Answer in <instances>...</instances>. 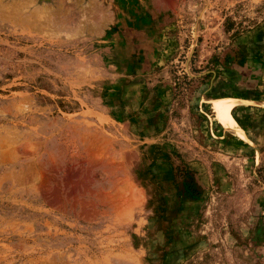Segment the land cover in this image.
<instances>
[{
	"label": "rangeland",
	"instance_id": "374dc122",
	"mask_svg": "<svg viewBox=\"0 0 264 264\" xmlns=\"http://www.w3.org/2000/svg\"><path fill=\"white\" fill-rule=\"evenodd\" d=\"M213 98L264 102V0H0V264H264V107Z\"/></svg>",
	"mask_w": 264,
	"mask_h": 264
},
{
	"label": "bare ground",
	"instance_id": "6f19581e",
	"mask_svg": "<svg viewBox=\"0 0 264 264\" xmlns=\"http://www.w3.org/2000/svg\"><path fill=\"white\" fill-rule=\"evenodd\" d=\"M210 100L213 101L214 103H216L217 109L220 112V118L224 121V123L226 125L234 127V129L240 135H241V132L238 131V128L232 123V120H231V114H232L234 107L236 105H239V104L264 107V102H259V101H246L245 102L242 100H235V99H231V98H213Z\"/></svg>",
	"mask_w": 264,
	"mask_h": 264
}]
</instances>
